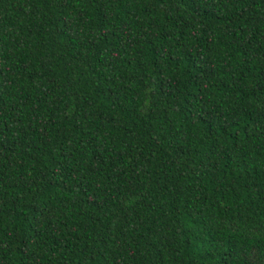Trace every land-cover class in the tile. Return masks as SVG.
I'll list each match as a JSON object with an SVG mask.
<instances>
[{"label": "trees", "instance_id": "obj_1", "mask_svg": "<svg viewBox=\"0 0 264 264\" xmlns=\"http://www.w3.org/2000/svg\"><path fill=\"white\" fill-rule=\"evenodd\" d=\"M0 264H264V0H0Z\"/></svg>", "mask_w": 264, "mask_h": 264}]
</instances>
